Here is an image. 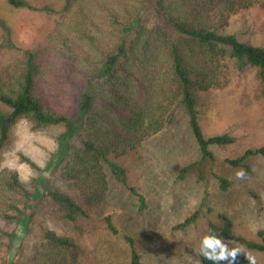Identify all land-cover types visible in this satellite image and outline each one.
<instances>
[{
    "label": "trees",
    "instance_id": "trees-1",
    "mask_svg": "<svg viewBox=\"0 0 264 264\" xmlns=\"http://www.w3.org/2000/svg\"><path fill=\"white\" fill-rule=\"evenodd\" d=\"M257 1L63 0L56 9L27 0H7L15 8L55 17L56 22L43 59L37 50L25 49L17 65L0 70V151L20 120H26L34 132L51 126H62L64 132L57 136V151L44 167L19 153V161L33 172L28 181L22 182L12 169L0 172V264H14L6 263L2 252L20 249L44 199L56 219L76 228L78 218L90 219L91 209L105 195L102 167L143 203L144 197L128 185L118 161L158 134L172 121L176 108L187 117L202 159H213L211 146L235 142L228 134L206 137L198 105L200 95L213 86L211 62L218 57L240 67H255L264 80V46L239 41L227 29L231 17ZM145 15L153 16L152 23L145 21ZM3 29L8 36L6 46L14 48L9 29ZM258 155L264 157V145L246 149L225 162L235 168L246 167L245 162ZM57 168L62 179L72 183L75 194L46 182L43 174ZM218 180L225 190L229 182L221 177ZM197 217L196 211L174 229L184 230ZM102 219L105 228L116 233L112 217ZM219 219L222 228L209 224V231L223 241L263 250V245L235 235L232 222L224 215ZM40 231L42 242L20 264L81 263L83 250L72 237L58 235L43 225ZM125 240L129 264H144L131 239ZM198 258L200 264H212L199 253ZM237 262L248 264L242 255Z\"/></svg>",
    "mask_w": 264,
    "mask_h": 264
},
{
    "label": "rangeland",
    "instance_id": "rangeland-1",
    "mask_svg": "<svg viewBox=\"0 0 264 264\" xmlns=\"http://www.w3.org/2000/svg\"><path fill=\"white\" fill-rule=\"evenodd\" d=\"M27 1L56 9L63 4V0ZM144 17L147 23H152L153 16ZM55 22V17L15 8L7 0H0V70L17 65L25 49L37 50L43 59ZM228 23V31L239 41L264 46V0L231 17ZM3 27L10 31L12 49L6 46L8 36ZM211 67L215 78L213 86L200 95V125L206 137L228 134L235 138L233 144L211 146L213 159H202L187 117L182 109L176 108L172 121L158 134L143 140L118 161L125 169L128 185L144 197L143 203L102 167L105 195L91 209V218H78L76 228L71 222L56 219L44 199L20 249L2 252L6 263L20 264L34 252L42 242L41 225L58 235L72 237L83 250L80 264H129L130 250L125 237L131 239L144 264H200V240L208 234L209 224L217 230L222 228L220 214L232 222L235 235L264 246V157L249 158L246 167L235 168L225 162L246 149L264 145V80L259 69L240 67L224 57L213 60ZM73 103L72 115L77 100ZM63 132L62 126L34 132L26 120H20L11 131L9 143L0 151V172L12 169L22 182L28 181L33 172L19 161V153L44 167L53 159L56 138ZM59 169L43 174L46 182L75 194L72 183L62 179ZM241 169L245 172L242 179L236 176ZM219 177L229 182L225 190L220 188ZM196 211L194 223L184 230L174 229ZM105 215L112 217L116 233L105 228L102 219ZM224 242L229 248L243 246L231 240ZM249 252L256 257V264H264V248L257 251L243 246L241 255Z\"/></svg>",
    "mask_w": 264,
    "mask_h": 264
},
{
    "label": "clouds",
    "instance_id": "clouds-1",
    "mask_svg": "<svg viewBox=\"0 0 264 264\" xmlns=\"http://www.w3.org/2000/svg\"><path fill=\"white\" fill-rule=\"evenodd\" d=\"M236 176L240 179L244 178V170L237 171ZM242 250L243 246L229 248L228 244L211 230L201 238L199 244V254L204 259L211 261L212 264H220L222 261L226 264H238L237 257L241 255ZM244 257L248 264H256V257L250 252L246 253Z\"/></svg>",
    "mask_w": 264,
    "mask_h": 264
}]
</instances>
